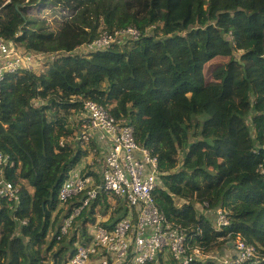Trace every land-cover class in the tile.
Masks as SVG:
<instances>
[{
  "label": "trees",
  "instance_id": "obj_1",
  "mask_svg": "<svg viewBox=\"0 0 264 264\" xmlns=\"http://www.w3.org/2000/svg\"><path fill=\"white\" fill-rule=\"evenodd\" d=\"M77 2L54 27L31 12L54 11L57 0L0 5V37L45 62L43 72L8 75L0 88V151L16 162L6 178L21 197L15 213L0 202V264H69L90 241L89 224L111 230L127 216L123 200L100 195L58 240L79 205L61 207V188L100 152L93 142L71 141V118L76 123L88 101L129 122L158 159L156 205L185 231L190 250L209 256L240 237L257 248L251 264H264V0ZM130 27L138 40L86 47ZM89 169L81 175L98 179ZM220 208L229 224L218 229ZM162 264L176 263L165 256Z\"/></svg>",
  "mask_w": 264,
  "mask_h": 264
},
{
  "label": "built area",
  "instance_id": "obj_2",
  "mask_svg": "<svg viewBox=\"0 0 264 264\" xmlns=\"http://www.w3.org/2000/svg\"><path fill=\"white\" fill-rule=\"evenodd\" d=\"M140 36L133 27L114 33L103 32L86 47L93 51L108 49L115 43L138 40ZM43 59L41 54L23 52L13 41L0 37V88L8 75L22 70L34 71L36 63ZM75 126L77 143L93 142L104 153L101 181L95 184L92 177L82 176L77 171L70 173L60 191V205L77 199L79 205L64 218L58 240L69 235L75 220L100 195L123 200L130 210L111 230L100 225V221L89 224L90 241L77 247L69 264H162L165 256H170L176 264H196L209 258L199 247L190 250L185 231L168 223L157 207L154 193L161 186L159 161L137 142L134 127L129 122L117 120L104 106L88 101ZM15 167L16 162L0 151V202H5L14 213L21 203L20 186L6 178V171ZM258 171L264 180V163ZM116 203L114 200L113 205ZM216 216L218 229L229 224L221 208ZM26 224L27 221L20 222L22 226ZM231 247V255L225 259L217 256L210 259L219 264H251L257 253L254 245L240 237Z\"/></svg>",
  "mask_w": 264,
  "mask_h": 264
},
{
  "label": "rangeland",
  "instance_id": "obj_3",
  "mask_svg": "<svg viewBox=\"0 0 264 264\" xmlns=\"http://www.w3.org/2000/svg\"><path fill=\"white\" fill-rule=\"evenodd\" d=\"M9 1L10 0H0V5L7 4ZM57 1L59 3L58 8L57 9L54 8V11L48 12V10H47V11H43V14H41L38 10H35V11L31 12V14L36 15L38 17H42L41 15H47V17H45V18L43 16L42 20H44V22H42V24L45 27L50 26V25H53V27H54L56 24H58L60 21H62L61 16L63 15V13L68 12L67 11L68 7H72L74 5L79 4L77 2V0H57ZM44 64H45V62H37L35 65L36 69L34 71L39 72V73L43 72L44 71V68H43ZM70 123H71V127L74 129L75 128V116H73L71 118ZM71 141L73 143H77L75 140V137L71 138ZM67 207H68V205L66 206V209H67ZM198 211L200 213L208 214L210 216V219L215 222L214 213H212L206 209H202L201 207H198ZM102 218L107 219L103 215H102ZM76 246H78V244ZM231 246L232 245L225 247L219 253H212L211 255H209L208 259H210V257H212V256H217L219 259H225L228 255H231V252H232Z\"/></svg>",
  "mask_w": 264,
  "mask_h": 264
},
{
  "label": "crops",
  "instance_id": "obj_4",
  "mask_svg": "<svg viewBox=\"0 0 264 264\" xmlns=\"http://www.w3.org/2000/svg\"><path fill=\"white\" fill-rule=\"evenodd\" d=\"M97 149L100 151L99 155L96 156L94 154L89 155L87 158H85L81 164H79L75 171L82 173L87 168H90L89 170L98 174V179H96L94 176L92 177L95 184L101 181V161L104 158V153L97 147ZM88 177V176H87Z\"/></svg>",
  "mask_w": 264,
  "mask_h": 264
}]
</instances>
